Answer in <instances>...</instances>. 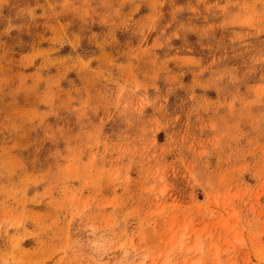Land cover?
Masks as SVG:
<instances>
[{"label": "rangeland", "instance_id": "rangeland-1", "mask_svg": "<svg viewBox=\"0 0 264 264\" xmlns=\"http://www.w3.org/2000/svg\"><path fill=\"white\" fill-rule=\"evenodd\" d=\"M0 264H264V0H0Z\"/></svg>", "mask_w": 264, "mask_h": 264}]
</instances>
